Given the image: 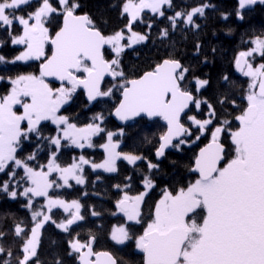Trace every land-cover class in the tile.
<instances>
[{
  "label": "snow or ice",
  "instance_id": "6c2138e0",
  "mask_svg": "<svg viewBox=\"0 0 264 264\" xmlns=\"http://www.w3.org/2000/svg\"><path fill=\"white\" fill-rule=\"evenodd\" d=\"M257 4L264 0H238L233 14L244 21ZM111 6L123 24L107 31L82 0H0V49L15 51L0 54V200L28 213L0 215V264H130L119 255L124 247L133 260L142 254V264H264V31L241 37L231 70L213 80L173 43L200 36L217 8L211 0ZM150 41L173 50L145 67L125 63L129 50ZM194 56L215 62L199 39ZM77 102L91 112L87 122L73 114ZM110 118L119 121L115 130ZM148 122L159 128L141 140L151 156L123 150L129 130ZM65 149L80 155L65 163ZM86 149L102 150L103 159H89ZM122 163L131 174L111 185L108 210L122 222L107 232L112 249H99V229H78L104 209L58 190L86 186V169L96 181L118 175ZM49 225L63 236L45 251Z\"/></svg>",
  "mask_w": 264,
  "mask_h": 264
},
{
  "label": "trees",
  "instance_id": "16d2710c",
  "mask_svg": "<svg viewBox=\"0 0 264 264\" xmlns=\"http://www.w3.org/2000/svg\"><path fill=\"white\" fill-rule=\"evenodd\" d=\"M116 0H82L84 10L89 12L98 22V24L107 31H111L118 27H121L123 22L119 18L117 10L111 5ZM185 0H176L178 5H183ZM190 3H198L199 0H187ZM213 4L217 6L216 9L210 11L206 20L202 21V30L200 36L197 38L192 34H188L186 37L175 36L174 45L176 52L175 54L180 56L186 62L194 65L197 74H204L211 77L213 80L221 73L231 70L229 61L232 58V54L235 50L239 49L241 45V37L248 38L250 33H259L264 31V5L258 4L252 11H246V18L244 21L236 19L234 11L237 7V0H211ZM229 14V20L225 21L221 19L220 13ZM227 26L233 29L232 35H226ZM137 30H144V25H139ZM199 39L203 44V52L209 55L210 61L215 58V62H210L208 65H203L194 56V42ZM215 47L218 51L216 54L211 53V49ZM170 45H160L158 41L149 42L148 45L138 46V49L133 51L129 50L125 56V63L132 67H145L148 63L155 62L160 57L167 55L172 51ZM0 54L7 56L15 55V51L10 47H6L0 51ZM27 67V66H25ZM29 71L35 70V68L28 69ZM243 81V78H240ZM209 96L211 91H209ZM87 110L83 104L77 102L73 108V114H79L81 123L87 122L91 116V112L85 113ZM112 122L108 125L109 129L115 130L116 123L113 118H110ZM159 123H163L160 121ZM159 128L153 126L152 122H148L147 126L143 123L137 125L135 128L129 130L128 138L125 139L122 148L125 151L139 150L145 155L151 156L149 151L150 145L141 143L144 135L152 136L158 134ZM137 133L139 136L137 137ZM136 137V138H132ZM202 146V145H201ZM195 147V146H194ZM198 150V149H197ZM84 154L89 158L97 162L103 159V152L100 149H86ZM80 155L79 150L65 149L61 156V160L65 163L70 162L73 157ZM188 158L193 155L192 152H188ZM187 163V160L185 161ZM183 171V170H182ZM131 174L129 166L122 163L121 170L118 175L109 177L108 174L100 173L102 179L96 181L97 173L92 172L90 169H86V176L89 183L81 188L75 186L72 190L60 189L58 192L63 193L65 198L73 199L79 197L86 205L95 206L97 209H104V215L99 218L88 217V220L84 222V226L78 231L81 235H84L90 229L95 231L100 230L101 239L98 244L99 249H112V244L107 240V232L115 224L122 222V218L118 216H112L109 213V209L112 208V193L111 185L120 183L123 180L124 175ZM179 179V178H178ZM139 185H134V189L138 188ZM87 191L88 196H83L82 193ZM99 192L101 194L107 193V195H93L92 193ZM152 199L148 201V206L153 201L159 198V191L155 194H151ZM10 214L15 215L21 219L25 218L28 213L25 209L19 206V203L12 201L0 200V215ZM148 214V207L145 208V215ZM47 231L43 236L45 251L48 250V244L50 240L60 241L63 234L58 233L54 226H46ZM140 228V226H137ZM142 230V229H141ZM134 249L124 247L120 250L121 255L125 260L130 261V264H142V254L136 253L135 259L131 257Z\"/></svg>",
  "mask_w": 264,
  "mask_h": 264
},
{
  "label": "water",
  "instance_id": "95a60500",
  "mask_svg": "<svg viewBox=\"0 0 264 264\" xmlns=\"http://www.w3.org/2000/svg\"><path fill=\"white\" fill-rule=\"evenodd\" d=\"M237 2H238V0H237ZM258 5V4H257ZM257 5H255V6H253L251 9H248V10H246V11H252ZM2 49H0V51H1ZM113 120H114V118H113ZM115 121V123L116 124H119V121H116V120H114Z\"/></svg>",
  "mask_w": 264,
  "mask_h": 264
}]
</instances>
